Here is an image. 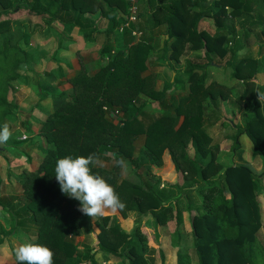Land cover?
Masks as SVG:
<instances>
[{
	"label": "trees",
	"instance_id": "16d2710c",
	"mask_svg": "<svg viewBox=\"0 0 264 264\" xmlns=\"http://www.w3.org/2000/svg\"><path fill=\"white\" fill-rule=\"evenodd\" d=\"M13 1L0 0V35L4 36L0 41V127L5 123L13 127V111L19 108L15 86L20 81L29 83L23 73L36 71L32 66L36 60L26 49L35 37L45 43L48 37L60 35L58 47L49 54L54 62H59L56 57L65 45L64 36L69 44L74 40L70 36L73 28L77 27L79 36L74 43H85L86 37L94 44L77 50L81 57L76 55L77 60L75 56L67 61L66 69L58 63L43 77L40 74L41 100L55 95L45 94L52 89L42 88L46 77L56 74L66 78L65 70L73 72L67 77L72 92L57 101L40 124L42 141L35 147L43 158L38 167L28 175L16 176L23 189L22 201L18 197L14 198L16 202L0 198L4 217H0V255L21 231L52 248L54 264H99L98 252L105 258L118 255L129 264H151L143 238H137L138 226L129 232L119 219L136 211L154 216L156 238L160 245L165 244L160 251L163 263L169 246L173 253L170 264H192V246L199 264H264V244L259 237L264 228L263 175L246 164H231L221 171L213 150L219 145L213 149L208 146V128L231 125L236 129V147H240V137L246 135L264 157V105L258 99V92L263 90L258 77L264 65L262 58L243 56L237 60L250 47V36L256 31L264 33V0H137V21L129 22V26L125 24L132 0H23L16 6ZM37 16L42 18V26L37 25ZM139 19L141 30L137 27ZM18 20L23 29L19 28L20 35L13 40L9 32ZM104 22L107 27L103 32ZM134 30L142 34L137 41ZM146 31L151 35H145ZM102 32L105 43L99 45ZM161 34L166 38L160 49ZM91 53L98 60L95 72L85 69V55ZM184 54L191 56L183 73L158 88L153 60L157 58L170 68V60H179ZM216 57L227 58L226 64L218 65ZM210 68L230 75L222 82L210 76ZM232 79L234 87L228 82ZM175 89L188 92L179 95ZM224 102L237 105L236 111L244 116L243 126L227 119ZM152 105L156 107L149 113ZM144 115L150 116L149 122L142 119ZM23 126L24 134L37 132L27 124ZM142 133L146 136L144 148L136 153L134 141ZM28 138H14L18 147L7 142L4 149L32 164L34 156L27 147L33 145L21 147ZM89 153L108 161H129L141 182L118 183L120 168L116 164L112 168L94 167L115 187L125 206L96 220L99 241L93 248L80 247L71 234L76 218L86 215L79 211L78 200L61 191L54 175L59 158ZM164 154L175 166L179 189L185 191V181L199 174L205 183L198 185L199 190L215 192L208 205L194 206L188 197L183 207L179 198L175 209L165 203L162 194L166 191L157 189L150 179L153 166L163 164ZM2 182L0 178V190ZM184 212L191 222L189 231L181 228ZM112 217L116 218L114 224L110 222ZM91 228L95 230L92 224Z\"/></svg>",
	"mask_w": 264,
	"mask_h": 264
},
{
	"label": "rangeland",
	"instance_id": "374dc122",
	"mask_svg": "<svg viewBox=\"0 0 264 264\" xmlns=\"http://www.w3.org/2000/svg\"><path fill=\"white\" fill-rule=\"evenodd\" d=\"M23 0H14L13 6L18 5L19 3H22ZM264 16V14H262ZM24 18V17H22ZM20 20V19H19ZM16 21L14 25L12 26V31L9 32L10 35L13 36V40L17 39L20 35V29L22 28V25H20V21ZM35 21L37 25L42 26L43 20L41 17H36ZM137 27L140 29V19L138 21ZM26 26V25H25ZM59 26V30H63V27L61 25ZM107 26L102 27V31L106 29ZM141 30V29H140ZM147 30V29H146ZM65 32V31H64ZM103 34V40L101 43H105V34ZM8 34V33H7ZM141 32H138L136 34V41L141 38ZM150 36L151 32L146 31V34ZM70 36L73 37V41L71 44H69V39H67L66 36H64V47L60 49L58 56L56 57V60L59 62H54L50 60V52L53 49H56L58 47V42L61 40L60 35H52L48 37V41L43 43L44 40H39L38 37H35L34 40L31 41V45L29 48H26L27 51H29L35 58L34 68L35 72H28L23 73L25 76L29 78V83H25L24 81H20L15 86V93L14 97L16 101L18 102V109H15L13 111V121L12 126L10 130H12V136L7 141L13 145L18 144L14 142V138H23L28 135V139L24 141V143L21 145V147H25V145H33L30 147H27V150L33 154L34 158L32 160V164H30L28 161L21 160L19 158H15L13 151H8L3 149L0 152V178L3 179L2 182V189L0 190V198L3 199H10L16 202L14 199L15 197L20 198V196H23V189L21 187V183L16 181V176L18 174L22 175H28V172L30 170H34L38 167L40 161L43 158V154L35 147L38 143V145L41 144L42 138L39 135L40 124L45 120V118L48 116L50 110H53L54 104L63 99L64 97L68 96L72 92V84L68 81L67 78L59 77L58 75H51L49 77H46V81H44L42 88L45 86H48L52 88L50 91H44L48 94H55L54 96L46 97V99L41 100L40 99V90L39 87V79L40 76L43 77V73L49 69H51V66H54V69L58 66V63H60L64 68L66 69V63L67 61L74 60L75 56L81 57L80 52H77L79 49H86L87 47H90L93 43L87 42L86 37L85 44L81 43H74L75 37L77 36V27L73 28L70 32ZM140 37V38H139ZM4 38L3 35H0V41H2ZM166 38V35L161 34L159 36V48L161 49L163 47V41ZM34 41V42H33ZM37 41H40L41 44H38ZM33 42V43H32ZM250 47L247 50L242 51L240 54V57L237 59L239 60L243 56H251L255 59L259 58L262 60V63L264 65V33L261 31H256L255 34L250 36ZM48 44V46H46ZM66 46V47H65ZM68 46V47H67ZM263 46V47H262ZM68 51V52H67ZM93 54V53H92ZM85 55V69H88L90 72H95L98 68V60L96 61L94 55ZM159 53L156 54V57ZM170 52H168L169 56ZM75 58L77 60L78 58ZM191 55L184 54L182 55L179 60H170L172 67L168 68L166 67L162 61L154 59L153 66L154 70L158 72V88L162 89L165 81L172 80L174 76L178 74H182L185 69V64L187 61V58H189ZM84 60V62H85ZM225 59H221L219 57H216V63L220 65L221 67L226 64ZM82 67V66H81ZM24 71V67L22 68ZM26 72V71H25ZM53 72V71H52ZM210 76L213 78H216L222 82L228 78L230 73L223 72L220 69H214L210 68ZM54 73V72H53ZM71 73H73L71 71ZM41 74V75H40ZM45 78V77H44ZM231 87L236 86V82L232 79L228 81ZM258 83L263 88L262 93H264V70L260 73L258 77ZM26 84V85H25ZM238 85V84H237ZM52 86V87H51ZM55 88H54V87ZM176 94H187L188 90L183 89H175L174 90ZM62 92V93H61ZM61 93V94H59ZM233 93V91H232ZM235 95L234 93L232 94ZM12 96V95H11ZM41 107H40V106ZM225 106V113L227 114V119L229 120H235L236 124L243 126L244 125V116L243 113H239L236 111L237 105H229V103H223ZM44 107V108H42ZM156 105L150 106L147 110L149 113H152L154 111V108ZM157 111V109H155ZM158 112V111H157ZM108 115L110 114L107 112ZM155 113V112H154ZM120 116H123L124 114L122 111L119 112ZM155 117V115H153ZM142 119L144 121L150 120L149 115L142 116ZM148 119V120H147ZM114 122L118 123L117 119H114ZM149 122V121H148ZM29 125L33 127V130L37 131L32 136L29 133L24 134V126L23 125ZM16 129V130H14ZM13 130L18 134L17 136L14 135ZM236 134V129L232 127L231 125H226L225 127L221 126L220 124L215 125L214 127L208 128V135L211 138L209 141L208 146L213 149L215 145H219V149L215 150L217 155V162L219 166L221 167V171L224 170L225 167L231 165V164H246L250 166L256 174H262L263 175V182H264V157L262 154H260L258 151L255 150L253 143L251 140L246 136L242 135L239 139L240 141V147H236L234 142L235 138L234 135ZM31 136V137H30ZM145 134H140L134 141L135 143V150L136 153L139 152L142 148H144V142H145ZM5 155L8 157V159H5ZM163 164H157L154 165L152 170L150 171V179L153 181V184L156 186L157 189L161 190L163 189L164 192L162 194V197L165 201V203L168 205H171L173 209H175L176 199H180V204L183 207L186 203V197H188L194 204V206L197 207H203L210 203L211 197L213 196L212 191H209L208 189H204V193L199 190V186H202V183L204 181L200 178L199 174H196L194 177L187 179L185 181V187L186 190L182 191L176 186V183L178 181L177 178V171L175 169L174 164H172L171 157L164 154L163 156ZM100 163L99 165L106 168H112L115 164V160L108 161L106 159H99ZM12 171V174H9L8 170ZM16 174V175H15ZM214 179V178H212ZM23 179H21L22 182ZM118 183H122L123 181H129L133 183H141L137 175L134 173L133 166L129 161H125V168L122 171L120 169L119 177H118ZM205 184V183H204ZM199 185V186H198ZM205 198V202H204ZM23 197L20 198V201H22ZM1 211V210H0ZM117 211L112 212L109 211L107 214H115ZM104 215V216H106ZM117 215V214H116ZM115 215V216H116ZM188 213L184 212V225L181 228H184L185 231H189L191 229V222L188 218ZM114 216V215H113ZM118 216V215H117ZM0 217L4 218L3 215L0 213ZM101 217H97L95 220L89 216H78L76 218V222L74 225V228H70L71 234L76 238V242L80 247H83V245L86 246H92V248L98 244V238H97V232L99 231L98 225L95 224L96 220L100 219ZM115 217H112L110 222L111 224L115 223ZM120 222L123 227L127 229V231L131 232L134 230L137 226L140 230L137 238L140 239L143 238L142 244L145 245L148 249L146 250V256L148 257L151 264H170L172 262L173 253L169 250V246L166 247L167 250V258L166 263H163L161 253L162 247L165 244L160 245V242H158L155 232H154V216L147 214L142 215L140 212L132 211L129 212L127 215V218H122L120 216ZM109 222V223H110ZM94 226L95 230L91 228ZM139 224V225H137ZM97 231V232H96ZM167 236L170 239L171 235H169V230H167ZM259 237L261 241L264 244V228L259 232ZM26 239H31L26 237L21 231L19 235H15V238H12V244L11 246L4 247V252L2 255H0V264H14V249L21 243H23ZM189 239V238H188ZM187 239V240H188ZM189 243L191 244V240L189 239ZM191 253H192V264H199V259L196 256V251H194V248L191 246ZM196 254V255H195ZM96 260L99 262V264H129L127 261L123 260L118 255H109L106 258L103 256L101 252H98L96 255ZM106 260V262L104 261ZM84 264H89L84 261Z\"/></svg>",
	"mask_w": 264,
	"mask_h": 264
},
{
	"label": "clouds",
	"instance_id": "9594fccd",
	"mask_svg": "<svg viewBox=\"0 0 264 264\" xmlns=\"http://www.w3.org/2000/svg\"><path fill=\"white\" fill-rule=\"evenodd\" d=\"M258 99L264 105V93L258 92ZM12 131L7 123L0 127V144H6ZM95 153L88 155H65L55 165V178L63 193L80 202L79 211L95 220L107 212L124 208L119 193L107 179L93 169L99 165ZM122 171L123 158L116 160ZM15 264H54L55 252L48 245L26 239L14 250Z\"/></svg>",
	"mask_w": 264,
	"mask_h": 264
},
{
	"label": "built area",
	"instance_id": "2783aa9c",
	"mask_svg": "<svg viewBox=\"0 0 264 264\" xmlns=\"http://www.w3.org/2000/svg\"><path fill=\"white\" fill-rule=\"evenodd\" d=\"M137 0H132V6H131V13L128 17V22H126L125 26H129V22H135L137 21V4H136ZM138 32L137 30H134L133 33L136 35Z\"/></svg>",
	"mask_w": 264,
	"mask_h": 264
},
{
	"label": "crops",
	"instance_id": "0c3cea01",
	"mask_svg": "<svg viewBox=\"0 0 264 264\" xmlns=\"http://www.w3.org/2000/svg\"><path fill=\"white\" fill-rule=\"evenodd\" d=\"M142 20H143V18L141 19V21H142ZM104 25L107 26L105 22L103 23V26H104ZM75 38H76V39H79L78 34H77V36H76ZM82 40H83V39H82ZM102 40H103V39H101V40L99 41V43H98L99 45L102 44V43H101ZM80 43H81V42H80ZM81 44H85V43H81ZM93 44H94V43H93ZM93 44H92V45H93ZM91 54H92V53H91ZM89 55H90V54H89ZM92 55H93V54H92ZM94 57H95V55H94ZM95 58H96V57H95ZM85 63H86V61H85ZM65 72H66V78L72 76V73H69L68 70H65ZM195 255H196V254H195Z\"/></svg>",
	"mask_w": 264,
	"mask_h": 264
},
{
	"label": "water",
	"instance_id": "95a60500",
	"mask_svg": "<svg viewBox=\"0 0 264 264\" xmlns=\"http://www.w3.org/2000/svg\"><path fill=\"white\" fill-rule=\"evenodd\" d=\"M4 147H5V144L4 145L0 144V152L4 149Z\"/></svg>",
	"mask_w": 264,
	"mask_h": 264
}]
</instances>
